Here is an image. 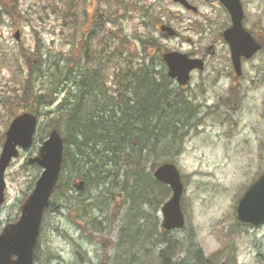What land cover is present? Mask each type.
Listing matches in <instances>:
<instances>
[{
    "label": "rangeland",
    "instance_id": "374dc122",
    "mask_svg": "<svg viewBox=\"0 0 264 264\" xmlns=\"http://www.w3.org/2000/svg\"><path fill=\"white\" fill-rule=\"evenodd\" d=\"M240 1L243 26L264 44V0ZM187 2L196 12L173 0H123L120 4L117 0H0V150L9 120L26 104V62L33 53L37 55V47L42 53V68L48 62L54 71V62H58L62 72L68 70L63 59L71 54L82 56L86 51L82 35L94 24L86 36L89 53L106 93L112 96L119 92L116 72L127 63L135 65L143 52L142 41L159 46L161 51L203 56V69L193 74L185 89L190 97L182 110L183 123L172 144V155L154 162H173L183 185L180 207L184 225L167 236L181 243L175 259L186 261L198 250L199 264H264V224L252 226L235 217L245 188L264 169V47L243 61L241 75L236 76L221 36L229 25L225 8L217 0ZM125 8L128 11L121 12ZM105 14L112 15L111 19L105 20ZM160 25L170 26L176 35L163 37ZM147 51L156 54L150 47ZM34 62L37 64V58ZM153 69L162 70L158 63ZM30 76L32 95L47 87L48 76L40 77L43 82L37 80L36 67ZM40 143L35 139L5 169L0 230L17 220L32 189L39 169L26 160L36 156ZM90 188L86 184V194L91 193ZM76 192L74 189L71 194ZM169 195L168 189L163 202ZM73 211L53 208L45 212L35 250L38 259L33 264H97L104 255L115 256L108 264L129 261L117 248L101 251L102 239L116 240L119 218L111 225L106 221L105 232L98 233L93 231V220L79 218ZM146 212L151 219L157 218L161 228L159 211L148 208ZM82 221L86 222L84 227ZM152 254L153 248L145 247L134 260L148 259Z\"/></svg>",
    "mask_w": 264,
    "mask_h": 264
},
{
    "label": "trees",
    "instance_id": "16d2710c",
    "mask_svg": "<svg viewBox=\"0 0 264 264\" xmlns=\"http://www.w3.org/2000/svg\"><path fill=\"white\" fill-rule=\"evenodd\" d=\"M105 17L108 21L112 15ZM93 25L82 35L86 43L82 56L71 54L63 59L68 70L62 72L58 62H54L57 66L54 71L49 69L48 62L42 68L38 47L37 55L33 53L26 62L28 93L24 94L27 101L21 110L39 118L34 141H42L52 130L63 138L61 169L45 212L53 208L73 209L79 218L93 220V231L98 233L105 232L106 221L111 225L119 218L116 240L102 239L100 246L102 252L114 247L123 256L128 255L125 264H199L198 250L186 258L187 262L175 259L180 241L168 237V232L158 228L157 218L151 219L146 212L148 208L158 211L167 194L166 186L155 180L151 171L155 161L172 155V144L183 123L182 110L188 102L177 89L170 87L171 81L162 72L159 46L145 41L140 44L143 52H139L135 65L127 63L125 69L116 72L119 92L115 96L107 94L101 73L93 67L95 62L89 53L86 36L93 31ZM148 47L155 49L156 54L149 53ZM156 63L162 70L153 69ZM35 67L37 80L43 82L40 77L48 76V84L32 95L28 85ZM79 176L83 188L72 195V180ZM86 184L91 187L90 194L85 192ZM85 223L82 221L83 227ZM145 247L153 248L152 256L134 260ZM36 257L34 251L33 261ZM111 258L115 256L104 255L97 264H108Z\"/></svg>",
    "mask_w": 264,
    "mask_h": 264
},
{
    "label": "water",
    "instance_id": "95a60500",
    "mask_svg": "<svg viewBox=\"0 0 264 264\" xmlns=\"http://www.w3.org/2000/svg\"><path fill=\"white\" fill-rule=\"evenodd\" d=\"M186 9L195 11L186 0H173ZM227 9L231 17V27L223 31V37L229 45L233 67L240 73V57L250 58L261 45L242 28V8L239 0H219ZM159 30L164 37L173 36L175 31L166 25H160ZM17 38V32L15 33ZM162 60L167 67L170 78L183 84L190 70L200 69L202 61L188 58L186 54L168 51L162 54ZM36 126V117L30 113L15 116L5 131V138L0 150V206L4 202V171L11 159L18 154V148L26 149L32 142ZM62 140L56 131H52L39 147L35 157L28 158V163H35L43 170L35 181L31 193L20 209L16 222L7 225L0 233V264H32L33 249L39 234L43 211L48 206L50 195L56 184L61 159ZM153 177L167 185L171 195L161 206V227L164 230L178 229L184 220L180 210V196L182 183L179 172L173 163H162L153 171ZM76 188L80 190L82 183ZM236 219L251 225L264 224V170L257 179L245 190L236 207Z\"/></svg>",
    "mask_w": 264,
    "mask_h": 264
},
{
    "label": "flooded vegetation",
    "instance_id": "af4514ba",
    "mask_svg": "<svg viewBox=\"0 0 264 264\" xmlns=\"http://www.w3.org/2000/svg\"><path fill=\"white\" fill-rule=\"evenodd\" d=\"M188 55H191V56H197L196 54H189L188 53ZM204 61H205V57H201ZM232 68V67H231ZM194 73H196V74H198L199 73V71H196V70H193V71H191L190 72V74H189V80H188V82L186 83V84H184V85H182V86H180V89H181V92H182V94H183V96L186 98V96H189L188 94H186V92H185V89L187 88V87H189L190 86V80H191V78H192V76H193V74ZM190 97V96H189ZM183 100H186V99H183ZM199 108V107H198ZM196 117H197V119H198V114L196 113Z\"/></svg>",
    "mask_w": 264,
    "mask_h": 264
}]
</instances>
